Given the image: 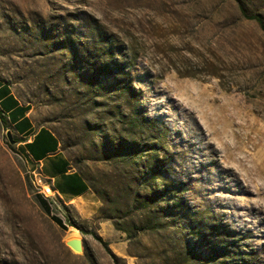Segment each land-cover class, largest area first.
Listing matches in <instances>:
<instances>
[{"label":"rangeland","instance_id":"obj_1","mask_svg":"<svg viewBox=\"0 0 264 264\" xmlns=\"http://www.w3.org/2000/svg\"><path fill=\"white\" fill-rule=\"evenodd\" d=\"M0 82L89 183L78 202L45 198L0 119V264H264V35L234 1L0 0ZM135 110L162 128L181 214L131 241L113 219L135 167L108 141L139 137Z\"/></svg>","mask_w":264,"mask_h":264},{"label":"trees","instance_id":"obj_2","mask_svg":"<svg viewBox=\"0 0 264 264\" xmlns=\"http://www.w3.org/2000/svg\"><path fill=\"white\" fill-rule=\"evenodd\" d=\"M236 4L238 12L242 20L254 23L260 32L264 35V0H232ZM110 42V41H108ZM112 42V41H111ZM96 46V45H95ZM97 47V46H96ZM113 63L114 69L119 72V83L121 84V90L134 95L135 86L127 79L125 70L120 65L119 61ZM137 108V105L135 109ZM136 116L130 118L128 124L130 125L132 133L139 135L134 137L130 141L124 142H112L108 141V147L113 158L117 155H122L124 158H128L131 165L135 167L132 170L133 180L137 183L136 187L129 189L128 197L126 198V206L128 208V214L124 217H117L113 219L114 224L126 231L129 240H139L140 235H145L152 231L158 230L166 224H170L172 220L179 216V200L181 196L177 193L176 179L166 174L161 176V166L166 169L172 158V154L168 147L165 146L162 136V128L157 127L155 122L148 117H140L137 110H135ZM1 121L5 128L7 124L4 118L1 117ZM153 126L154 128H145V125ZM15 142L17 141L16 136ZM140 137H145L143 143L138 140ZM141 146L143 147L141 148ZM144 150L145 155L139 158H144L138 161L135 159L137 152ZM138 162V163H137ZM160 172V174H159ZM84 176V175H83ZM85 177V176H84ZM162 182H159V179ZM88 182V181H87ZM162 187H160L161 185ZM89 184V183H88ZM40 202L48 208L46 199L40 198ZM165 203L162 204V201ZM107 208V205L105 206ZM103 212L109 218H112L106 209L103 207ZM107 212V213H106ZM161 215L167 216L164 219ZM56 222L62 225V219L58 216L53 217ZM103 244L107 246V242L103 241ZM108 248V247H107ZM85 253L89 254L86 246ZM115 262L117 264V257L114 255ZM90 261L92 257L89 256Z\"/></svg>","mask_w":264,"mask_h":264},{"label":"crops","instance_id":"obj_3","mask_svg":"<svg viewBox=\"0 0 264 264\" xmlns=\"http://www.w3.org/2000/svg\"><path fill=\"white\" fill-rule=\"evenodd\" d=\"M1 117L16 136L17 148L26 158L30 170L41 175L56 197L64 203H74L87 195L89 184L71 164L58 135L45 125L37 126L31 110L4 82H0Z\"/></svg>","mask_w":264,"mask_h":264},{"label":"water","instance_id":"obj_4","mask_svg":"<svg viewBox=\"0 0 264 264\" xmlns=\"http://www.w3.org/2000/svg\"><path fill=\"white\" fill-rule=\"evenodd\" d=\"M6 134L10 142H15V138L12 136V131L10 129H7ZM65 243L78 252H83L85 250L83 239L79 235L76 237L66 238Z\"/></svg>","mask_w":264,"mask_h":264},{"label":"built area","instance_id":"obj_5","mask_svg":"<svg viewBox=\"0 0 264 264\" xmlns=\"http://www.w3.org/2000/svg\"><path fill=\"white\" fill-rule=\"evenodd\" d=\"M35 173H37V172H35ZM37 175H38V177L36 178L37 181H34V183L36 184L37 187H40L39 188L40 192H42L44 197L48 199L51 196L52 192H51V190L49 192L46 191L45 187L48 184H44L43 180L41 179V175L39 173H37Z\"/></svg>","mask_w":264,"mask_h":264},{"label":"bare ground","instance_id":"obj_6","mask_svg":"<svg viewBox=\"0 0 264 264\" xmlns=\"http://www.w3.org/2000/svg\"><path fill=\"white\" fill-rule=\"evenodd\" d=\"M74 235V236H73ZM71 237H76L74 233L70 234V237L68 238H71Z\"/></svg>","mask_w":264,"mask_h":264}]
</instances>
